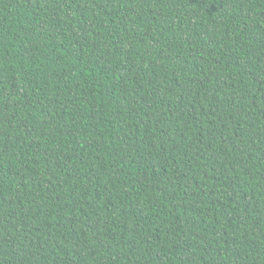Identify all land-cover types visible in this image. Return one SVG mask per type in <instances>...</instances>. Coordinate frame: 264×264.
Returning a JSON list of instances; mask_svg holds the SVG:
<instances>
[{"label": "trees", "instance_id": "obj_1", "mask_svg": "<svg viewBox=\"0 0 264 264\" xmlns=\"http://www.w3.org/2000/svg\"><path fill=\"white\" fill-rule=\"evenodd\" d=\"M0 264H264V0H0Z\"/></svg>", "mask_w": 264, "mask_h": 264}]
</instances>
